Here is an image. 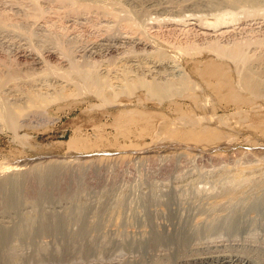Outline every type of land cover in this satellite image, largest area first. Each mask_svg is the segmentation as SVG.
<instances>
[{
    "label": "rangeland",
    "instance_id": "1",
    "mask_svg": "<svg viewBox=\"0 0 264 264\" xmlns=\"http://www.w3.org/2000/svg\"><path fill=\"white\" fill-rule=\"evenodd\" d=\"M125 1L0 0V247L62 250L63 221L110 234L116 218L120 243L169 249L191 228L181 237L195 250L264 264V93L242 87L245 69L264 76L263 9L220 22ZM212 129L219 138L188 139ZM49 166L57 180L38 190L32 176ZM21 180L37 192L25 196Z\"/></svg>",
    "mask_w": 264,
    "mask_h": 264
},
{
    "label": "bare ground",
    "instance_id": "2",
    "mask_svg": "<svg viewBox=\"0 0 264 264\" xmlns=\"http://www.w3.org/2000/svg\"><path fill=\"white\" fill-rule=\"evenodd\" d=\"M88 1L94 2L96 0H88ZM123 7L127 8L129 10L139 11V12H142V13L150 11V12H153L154 14H156V15L160 14V15L167 16V17L168 16H170V17H178V16H180L181 17V16H183V14L189 13V12L190 13H196V12H200V13L202 12L203 13V12H205V14H207L206 12H209V14L210 13H215L214 14L215 17L218 14H220L222 16V17H220L221 18L220 22H223L225 16L226 15L228 16V13L229 14L230 13L234 14L233 11H235V10L236 11L241 10V11H239V13L242 12V11L243 12L244 11L245 12H247V11L248 12L249 11L250 12L251 11L255 12V11H258V10L260 12L261 9H263L261 11H264V0H126L125 3H123ZM216 13H217V15H216ZM224 14H226V15L223 16ZM214 15H212V16H214ZM220 15H218V16H220ZM190 16H191V18L193 16V19L195 17L194 15H190ZM190 16H189V19H190ZM210 16H211V14H210ZM143 17H145V15H143L141 13H138V14H136L134 16V18H135L134 21L142 22ZM223 24H225V23H223ZM143 43L144 42H139L137 45H144V47L148 46L147 45L148 43L147 44H143ZM237 55L239 56V58L241 57L239 55V53L236 54V57H237ZM232 58H230V59H232ZM240 60L242 61L241 58H240ZM236 64H238V63H236ZM238 65H240V64H238ZM251 67H253L252 64H251ZM175 72H177V71H175ZM246 72H248V76H245L246 78L244 77V79L242 78L243 81L245 80L244 83H243V86H242L243 90L244 91L247 90L249 92L250 91L251 92H253V91L260 92V90H261V92L263 91V93H264V76L260 72V69L259 68H248V69H245V73ZM240 81H242V80H240ZM239 85H240V83H239ZM209 86L210 87L211 86L215 87V89H217V90H220L221 87H223L222 82L220 80L214 85L213 84H209ZM250 96H252V95H250ZM9 115H11V114H9ZM13 116H14V113H13ZM11 117H12V115H11ZM183 121L184 120H182V122ZM188 122H189V120H188ZM191 125H193V124L191 123ZM207 129H209V128H207ZM168 135L170 137H176L178 135V132L174 131V129H173L172 131L169 132ZM219 137H220V132L217 131V130H214V129L209 130L206 133L199 132L198 130L197 131L193 130L192 132H190V135H189L188 139L192 140L195 143H198V142H201V141H212L215 138L217 139ZM69 146L70 147H74L75 149H79V147H78L79 146V142L71 141ZM102 160H104L105 163H106V161H110L111 159H96L95 162H100ZM118 161H121V160H118ZM100 163H102V162H100ZM52 167L53 166H49L48 167L49 172L47 170V172L50 173V174H47L46 171L44 170L43 172H37L36 175H33V176L31 175L32 177L37 178L35 182L38 185V187H40L38 190H42L41 189L42 188L41 184L44 181L41 180V179H43L44 177H55L54 175L58 171H60V170H58L59 166L54 167V168H52ZM55 169H57L58 171L56 170L57 171L56 172ZM52 171H54V173H55L54 175L51 174ZM31 176H30V178H31ZM8 180H10V179H8ZM56 180H57V178H56ZM17 181L18 180H16V179L14 180V178H13V181L9 182V184H10L9 186L12 188V190H14L16 188H17V190L20 189L21 186L19 185L20 187L18 189ZM19 181H18V183H19ZM21 182H22V180H21ZM22 183L24 185L26 184L25 181L22 182ZM27 185H28V187H27ZM27 185H25L27 188H25V186L23 187V188L26 189V190L23 189V190H25L24 192H26L25 194H27L25 196L33 195L34 191L37 190L36 185H35V190L30 188V186H31L30 184L27 183ZM21 190L22 189H20L19 191H21ZM16 192H18V191L14 190V193H12L13 196L15 194V196L19 197L20 195L18 196L16 194ZM31 192H33V194H30ZM19 193H21V192H18V194ZM36 194L37 193H35V195ZM7 198H9V195H8ZM17 202L18 201L14 200V199H12V201L11 200L6 201V203L9 206H10V204L12 206H14V205L18 204ZM232 218L233 217H231V219ZM115 219H113L112 223L109 226L110 230H108V231L111 232L110 234L109 233L105 234L103 227L102 226L100 227L98 222H95V221L94 222L96 224L93 221H92L93 224H91V222H89L86 225H82L81 224L80 227H79V230L76 231L75 233H72L73 231L67 230V229H70L69 225L71 223L69 224V223H67L68 221L67 222L63 221L62 225H61L62 229L61 228L59 229L60 235H66V234L68 235L67 232H71L70 234H72V236H76V238H77L76 240H73V239H71L72 236H67L66 237L67 242L69 244H72V246L70 248L64 247L62 250H60V248L58 247L56 249V251L48 252L45 249L35 248V247L31 248V249L28 248L27 250H20L18 248H14L13 246L12 247H8V244H7V246L3 245V246L0 247V264H17V262H21V261H17V259L22 260V264H44V263L40 262L38 259H40V260H48V258H51V259L58 258V261H56V264H252V263L246 261L245 259L244 260H240L241 258L238 259V257L235 258V257H231L229 255L228 256H225V255L222 256L221 254L220 255L218 254V256H214L213 254H211L212 251L209 253V252H206V251L204 252V251L195 250L194 248H192V246L188 245L185 242V240H184V238L191 237L190 234L193 233L191 228L185 229V231L181 230L180 231L181 233L178 232V234H176L178 236V238H179V239L177 238V246L169 248V249L159 248L157 250V248H156V249L150 251L148 249V245H147V247L144 246V241L145 240L142 241L140 239L139 240H130V241L128 240V241H124V242L120 243V241H115V240L112 239L115 236L113 234L114 228H115V221H116ZM231 221H232L231 224L233 223V225H231V228L232 227H236L235 229L237 230V228H238L237 225L238 224H236V223H238L239 220L236 221V218H235V220L233 219ZM228 225H230V224H228ZM92 226H94V227H92ZM51 228L53 229V227H51ZM15 229H16V227H15ZM3 234H4L3 236H9L10 232H8V230H5L3 232ZM18 234L23 238V231L22 230L19 229V233ZM88 234L99 236V238L97 240L93 239V241H90V238H89ZM183 235H185V236L182 239L181 236H183ZM7 239L8 238L5 237V241ZM25 239H26V237H25ZM8 242H5V243H8ZM25 249H26V247H25ZM121 252L122 253L126 252V258H125V260H122V261L120 259V262H118L116 260V257L118 255V253H121ZM114 259L117 262H115Z\"/></svg>",
    "mask_w": 264,
    "mask_h": 264
}]
</instances>
